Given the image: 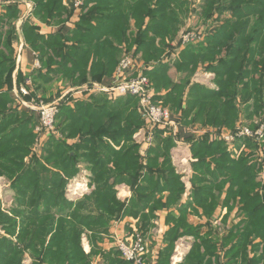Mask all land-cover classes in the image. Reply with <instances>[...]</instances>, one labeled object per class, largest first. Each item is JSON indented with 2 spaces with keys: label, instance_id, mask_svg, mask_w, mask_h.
<instances>
[{
  "label": "trees",
  "instance_id": "obj_1",
  "mask_svg": "<svg viewBox=\"0 0 264 264\" xmlns=\"http://www.w3.org/2000/svg\"><path fill=\"white\" fill-rule=\"evenodd\" d=\"M80 1L75 7L70 0V11L58 5L62 12L57 14V7L43 2L35 11L41 20L59 23L64 14L69 20L78 12L80 20L68 35L46 38L26 23V40L42 66L32 74L31 87L19 73L18 84L28 92L23 100L55 101L61 93L53 92L58 81L70 87L101 83L116 73L124 57L142 63L156 103L180 115L186 126L210 128L198 139H185L196 160L192 200L182 204L185 186L173 166L175 137L164 136L168 129L156 128L152 145L145 156L141 154L134 135L149 125L132 96L112 100L93 94L85 101L60 102L56 133L46 141L40 158H29L37 121L19 110L11 97L14 34L2 26L13 27L18 12L15 6H7L0 18V134H6L0 142V160L6 159V172L13 171L16 153L21 165L16 179H10L16 190L10 213L2 211L0 200V227L5 232L0 236V264H23L26 254L31 264H92L99 252L92 249L86 254L84 238L97 246L113 222L127 217L137 219L147 231L163 211L168 212L170 229L158 264H169L176 241L201 232V227L189 223V217L199 216L201 210L210 219L222 203L230 206V212L238 205L243 217L228 232V240L237 241L226 256H231L233 264H264V182L260 181L264 142L236 141L235 146L245 145L259 156L242 154L235 159L225 142L212 136L239 127L255 130L264 118V0H201L197 11L189 10L188 0ZM191 13L207 29L197 33L201 38L196 42L178 47L182 50L174 57L173 44L179 42V32ZM200 68L214 75L216 89L192 83ZM172 70L178 73V81L170 76ZM81 165L91 173L93 190L71 202L66 198L68 180L77 176ZM121 185L132 191L128 203L118 198ZM226 243L222 241L224 248ZM217 244L218 239L203 240L205 253L201 254V245L194 246L184 264H212L206 258L208 253L215 255ZM118 254L110 252L101 264H133Z\"/></svg>",
  "mask_w": 264,
  "mask_h": 264
},
{
  "label": "crops",
  "instance_id": "obj_2",
  "mask_svg": "<svg viewBox=\"0 0 264 264\" xmlns=\"http://www.w3.org/2000/svg\"><path fill=\"white\" fill-rule=\"evenodd\" d=\"M27 4H31L33 7V10L30 12V8L27 4H21V5H15L16 11L18 12V15L16 18L13 19L12 25L13 27L9 26H2V29L5 31L10 30L11 33L14 34V38L12 39V49L14 50L12 59L15 62V69L12 74L13 79V90L11 91V97L15 100V106L18 107L19 110L28 112L35 116L36 121L38 123V113L36 108V103L34 102H26L23 100L21 94H20V88L16 85L17 75L19 71L20 73L27 78V82L31 85V77L32 74L36 71H39L41 69V62L39 60L38 53H36L31 45L26 40L25 34H26V23L28 22V25L34 26L37 28L36 33L43 36V37H49L54 36L58 34L68 35L69 32L74 28L76 23L79 22L80 16L79 13L76 12L71 19L67 20L66 14L62 17V22H45L44 20H41L38 15H36L38 4L40 2H43V4L50 5V8L57 7L56 14L59 12H62L60 10L58 5H61L64 9L70 11V0H25ZM93 4H90L89 7H92ZM6 10V9H5ZM5 10L3 7H0V18L5 14ZM36 11V12H35ZM1 32V29H0ZM181 37V35H180ZM178 43L173 44V51L176 52L174 54V57H177L178 53L181 48L177 47ZM2 46H0V49ZM139 70L136 72H133L132 75L137 76L138 74H141V71H143V64H139ZM46 71V70H44ZM205 70L200 68L194 77L192 78V83H197L202 86H208L210 87L212 83L214 84V75L212 73H208L205 71V73L202 75L201 73ZM212 75V76H210ZM208 76V77H207ZM212 77V79H211ZM210 78V79H209ZM178 81V80H175ZM115 82V72L111 77L104 78V80L101 83H94L91 85H85L88 86V89L86 91L81 90H72L70 89L64 93L65 98L72 99V100H79V101H85L90 95L93 94H105L103 92L99 91V88L101 87H110ZM57 85L62 84V81H58L56 83ZM54 85L56 88L57 85ZM94 86H97L96 88ZM215 86V84H214ZM212 88V87H210ZM85 89V88H84ZM214 89V88H212ZM216 89V86H215ZM55 90V89H54ZM55 93V92H54ZM166 93V92H165ZM165 93H162V96L165 95ZM107 95V94H105ZM160 95V94H158ZM41 96V95H39ZM173 115V121L176 123L175 128L168 129L167 133H165V137L170 135H175V143L176 147L173 148L171 154L173 159V166H175L176 173L180 176L181 182L185 186V193L183 196L182 204H187L192 200V176H193V168L192 164L196 162V160L193 159L190 143L185 140L188 137L198 139L201 136L204 135L207 131L210 130V128H204L200 124L196 125H190L186 126L184 123H182L180 115ZM14 130L16 127H13ZM208 129V130H206ZM143 131V129L141 130ZM16 135V132H15ZM213 138V137H212ZM6 139V134H0V142L2 140ZM49 139V138H48ZM47 139V140H48ZM145 140L140 144L142 146L141 154L143 156L146 155V151L148 148L152 145L153 139L144 138ZM46 140V141H47ZM40 151L43 152V148L45 146V143ZM225 142V141H224ZM36 143V139H35ZM14 148L17 146V140L16 137H14L13 140ZM225 146L228 150V152L231 153L232 158L238 159L242 154L249 155L252 157L254 155L256 159L259 155H257V151L253 152V150L250 151L245 145L240 144V146H233L228 145L225 142ZM33 153V152H32ZM254 153V154H253ZM254 159V158H253ZM6 159L0 160V200H1V208L2 211L10 213V210L13 208V205L15 204L16 199V190L13 188V180H10L11 178L16 179L18 176L16 170L19 165H21V157L17 159L16 153H14V165H13V171L9 170L6 172L7 169L4 168ZM80 172L75 176L73 179L68 180V185H71L72 183L76 182H82V187L84 188V184L86 183V187L88 188V192L84 193V195L80 198H78L76 201L71 202H77L81 200L85 195H88L92 192L93 186L91 184V173L88 170V168L84 165H81L79 167ZM21 172H19L20 174ZM264 182V175L261 176L260 181ZM229 184L225 186V188L222 191L221 200L223 201L227 195V191L229 189ZM85 187V188H86ZM121 189V190H120ZM84 190V189H83ZM118 191V198L121 199L124 202H129L132 197V191L129 187L125 185H121L117 187ZM66 196H67V189H66ZM67 198V197H66ZM68 199V198H67ZM69 200V199H68ZM70 201V200H69ZM230 206L227 207L226 205H223V203L217 208L214 215L208 219L202 215V211L200 210L199 216L191 215L189 217V223L195 227H201V232L198 236H183L179 238L175 245H174V251L173 254L170 257L169 264H173V261L176 259L178 262L176 264H184L186 257L189 255V253L192 251L194 246L201 245V242L206 239L214 240L218 239L217 249L214 251L215 255L212 256L210 253H208V256L206 259L209 258V261L212 262V264H233V261L231 259V256H226V253L232 248V246L236 243L237 240H228V232L229 230L233 229L235 226L241 224L243 222V217L239 215L238 213V205H235L233 210L230 212L229 209ZM168 216L167 211L159 212L157 213V219L152 221L151 227L147 229V231H143V229L140 227V223L137 219L134 218H124L121 221L113 222L111 224V228L109 230L108 235H104L102 237V240L98 242L97 246H93L90 244L89 239L86 237L83 241V249L86 254H91L92 249L95 251H98L99 254L94 256L92 259V264H101L104 262V258L109 255L110 252H116L118 254L117 250V241H124L127 239H132L136 233L142 232L143 235L146 238L147 244H148V255L145 257V263L146 264H158L161 261V253L162 251L167 247L166 244V233L169 231L170 226L167 225L166 219ZM159 232L155 233V229ZM211 230V233L208 234L207 232ZM217 232V233H216ZM0 236H5V232L0 227ZM227 242L225 248L222 246V241ZM13 241L17 243L16 239L13 238ZM256 242H260V240H257ZM202 246V245H201ZM201 254L203 255L205 253V249L202 246L201 247ZM252 253L250 254V257H252ZM121 256V255H120ZM119 254L118 257L120 258ZM218 258V259H217ZM181 259V260H178ZM23 264H31V259L28 254L25 255V260L23 261Z\"/></svg>",
  "mask_w": 264,
  "mask_h": 264
},
{
  "label": "built area",
  "instance_id": "obj_3",
  "mask_svg": "<svg viewBox=\"0 0 264 264\" xmlns=\"http://www.w3.org/2000/svg\"><path fill=\"white\" fill-rule=\"evenodd\" d=\"M75 7H79L82 3L80 0L73 1ZM27 4L25 0H0V7L15 6ZM30 8V12L33 10L31 4H27ZM201 38V37H200ZM199 38L197 33H187L181 35L177 47L183 48L190 42H196ZM139 64L130 57H124L121 59L117 71L115 73V82L110 87L99 88L100 92L107 94L110 99L117 100L119 98L132 96L139 100V107L142 113L143 119L151 126V129H171L176 127V123L173 121L172 112L164 108L158 102L154 101L155 91L150 84L149 79L143 74H138L133 77V72L139 70ZM95 88L97 86H94ZM215 89V88H214ZM39 116V126L36 130V144L38 145L37 151H40L44 145V142L54 133L56 117L58 114V105L37 108ZM226 132V131H224ZM221 132L219 134H212L215 139L225 141L228 145L233 146L236 141L248 138L257 141L258 143L264 142V118L261 120L257 129L251 130L248 127H239L234 135ZM150 134L149 131H141L139 135ZM152 134V133H151ZM151 140V138H149ZM145 140V139H144ZM71 186V185H69ZM82 190V189H81ZM78 195L73 196L70 201L83 196L88 192L86 187ZM68 193V192H67ZM68 197V196H67ZM76 199V200H77ZM117 250L121 255V258L133 264H146L145 257L148 255V244L146 238L142 234H138L133 239L117 241ZM181 260V259H178ZM178 261L175 259L173 264Z\"/></svg>",
  "mask_w": 264,
  "mask_h": 264
},
{
  "label": "rangeland",
  "instance_id": "obj_4",
  "mask_svg": "<svg viewBox=\"0 0 264 264\" xmlns=\"http://www.w3.org/2000/svg\"><path fill=\"white\" fill-rule=\"evenodd\" d=\"M73 1H75V0H71V2H73ZM200 2H201V0H188V3H189V6H190V8H189V10H196L197 11V9L195 8L196 6H198L199 4H200ZM199 20H198V17H197V15L195 14V13H191V14H189V16H188V18L185 20V25H184V27H182V29H181V31L179 32V36L180 35H183V34H187V31H193L194 33H198V32H202V33H204V30L206 31V29H207V26H205V25H203L201 22H198ZM214 28V27H213ZM121 61V60H120ZM21 71H19V73H20ZM19 73H18V75H19ZM205 73V71L204 72H202L201 74L203 75ZM18 75H17V79H18ZM170 76L173 78V79H179V76H178V73L175 71V70H172L171 72H170ZM210 76H212V75H210ZM133 77H135V75L133 76ZM208 77V76H207ZM210 79V78H209ZM211 79H212V77H211ZM27 84H29L28 82H26ZM16 85H17V87H19L20 88V94H21V96L23 97V96H25V95H27L28 94V92H27V90H26V86L25 85H22V84H18V81L16 80ZM57 85V84H56ZM210 87H212V88H215V86H214V84L212 83V85L210 86ZM72 90H83V91H86L87 89H88V86H81V87H70ZM69 87H67V86H65V85H63V84H59V85H57L56 86V88L54 87V91L53 92H55V93H57L58 92V90L59 91H61V93H60V96L55 100V101H53V102H50V103H36V108H41V107H47V106H50V105H53L54 103H56L57 105H59V103L60 102H64V100H66L67 98H65V94L64 93H66L69 89H70ZM85 88V89H84ZM156 94V93H155ZM58 95V94H57ZM64 98V99H63ZM139 101V100H138ZM72 105H73V101H72ZM259 118H262V115L261 116H259ZM146 122V121H145ZM39 119H38V123H37V125H36V127L34 128V132H36V130H37V128H38V126H39ZM147 123V122H146ZM249 123V122H248ZM148 124V123H147ZM149 125V124H148ZM237 128V127H236ZM250 129V128H249ZM251 130H253V129H251ZM143 131L144 132H146V131H149L150 132V134H145V135H143V134H141V135H139V133L141 132V130L139 131V132H137L135 135H134V140H135V142L136 143H141V142H143L144 141V138H151V139H154V135H155V132H156V130H154V129H151V126L149 125L148 127L146 126V128H143ZM54 133H56V124H55V131H54ZM152 133V134H151ZM224 133H226V134H231V135H234L235 133H236V129L235 130H233V129H227V131L226 132H224ZM35 136H36V133H35ZM170 136H172V137H175V135H170ZM36 140H37V136H36ZM37 148H38V145L35 143V141H34V145H33V147H32V152L30 153V155H29V158H31V157H38V158H40L41 157V155H42V151H38V152H36L37 151ZM257 157V156H256ZM256 157L254 156L253 158L254 159H256ZM27 161L29 160L28 158L26 159ZM175 167V166H174ZM82 182H74V183H72L71 184V186H69V185H67V198H70V199H72L73 198V196H75V195H78V194H80V193H83V192H81L83 189H85V187H86V183L84 184L85 186H84V188L82 187ZM82 189V190H81ZM121 190V189H120ZM84 195V194H83ZM77 199V198H76ZM76 199H75V201H76ZM157 228V227H156ZM158 230H156L155 229V233H158L159 232V228H157ZM138 234H142L143 235V233L142 232H138V233H136L135 234V236L134 237H136ZM133 237V238H134ZM132 238V239H133ZM85 239V238H84ZM83 239V240H84Z\"/></svg>",
  "mask_w": 264,
  "mask_h": 264
}]
</instances>
